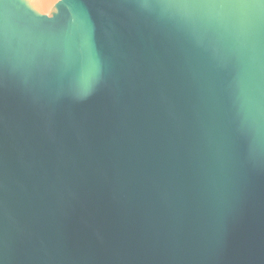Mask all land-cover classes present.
I'll return each instance as SVG.
<instances>
[{"label":"water","instance_id":"obj_1","mask_svg":"<svg viewBox=\"0 0 264 264\" xmlns=\"http://www.w3.org/2000/svg\"><path fill=\"white\" fill-rule=\"evenodd\" d=\"M0 264H264V0H0Z\"/></svg>","mask_w":264,"mask_h":264}]
</instances>
